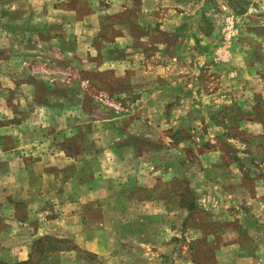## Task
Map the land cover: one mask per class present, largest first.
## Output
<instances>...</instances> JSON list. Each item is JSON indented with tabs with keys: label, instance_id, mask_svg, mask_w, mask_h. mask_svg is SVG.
I'll list each match as a JSON object with an SVG mask.
<instances>
[{
	"label": "rangeland",
	"instance_id": "rangeland-1",
	"mask_svg": "<svg viewBox=\"0 0 264 264\" xmlns=\"http://www.w3.org/2000/svg\"><path fill=\"white\" fill-rule=\"evenodd\" d=\"M123 7L131 14L112 22L130 17L149 27V40L120 51L114 65L131 66L121 81L87 87L105 107L93 119L122 117L118 133L104 128L103 144L117 140L119 186L128 188L120 199L132 208L119 207L110 246L134 264H264L254 253L264 248L255 201L264 179V0ZM67 82L83 87L75 71ZM158 106L155 124L147 109Z\"/></svg>",
	"mask_w": 264,
	"mask_h": 264
},
{
	"label": "crops",
	"instance_id": "crops-1",
	"mask_svg": "<svg viewBox=\"0 0 264 264\" xmlns=\"http://www.w3.org/2000/svg\"><path fill=\"white\" fill-rule=\"evenodd\" d=\"M115 1L0 0V264H134L109 243L119 207L132 208L117 140L103 144L122 117L93 119L105 107L89 92L121 81L131 66L114 65L120 51L149 40L130 17L112 22L131 14ZM72 71L83 87L67 82ZM159 108L147 109L155 124ZM257 186L264 224V179ZM40 241L56 246L39 252Z\"/></svg>",
	"mask_w": 264,
	"mask_h": 264
},
{
	"label": "trees",
	"instance_id": "trees-1",
	"mask_svg": "<svg viewBox=\"0 0 264 264\" xmlns=\"http://www.w3.org/2000/svg\"><path fill=\"white\" fill-rule=\"evenodd\" d=\"M56 246V244H48V245H45L44 243H43V241H40L39 243H38V245H37V247H38V251L39 252H42V251H44V249H47V248H52V247H55ZM40 258V257H39Z\"/></svg>",
	"mask_w": 264,
	"mask_h": 264
}]
</instances>
